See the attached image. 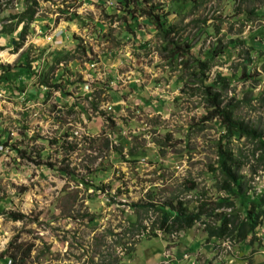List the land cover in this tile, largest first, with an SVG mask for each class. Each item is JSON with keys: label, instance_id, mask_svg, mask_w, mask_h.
Returning a JSON list of instances; mask_svg holds the SVG:
<instances>
[{"label": "rangeland", "instance_id": "374dc122", "mask_svg": "<svg viewBox=\"0 0 264 264\" xmlns=\"http://www.w3.org/2000/svg\"><path fill=\"white\" fill-rule=\"evenodd\" d=\"M36 1L33 20L15 25L9 16L24 1L0 0V24L13 31L0 25V254L16 238L31 246L24 264H264V220L251 243L230 242L208 237L201 220L164 233L158 210L133 205L194 207L224 133L204 119L200 94L181 91L193 79L167 63L152 23L133 11L129 28L123 0ZM172 2L150 0L158 13ZM174 3L171 35L194 55L213 54L206 81L226 77L235 117L264 130V0ZM229 146L241 150L249 189L262 193L252 142L234 135Z\"/></svg>", "mask_w": 264, "mask_h": 264}, {"label": "trees", "instance_id": "16d2710c", "mask_svg": "<svg viewBox=\"0 0 264 264\" xmlns=\"http://www.w3.org/2000/svg\"><path fill=\"white\" fill-rule=\"evenodd\" d=\"M23 1L26 9L23 12L9 16L10 19L15 20V23L12 22V24L18 25L23 21L28 23L33 20L37 1L30 0L29 3L28 0ZM174 2H179V0H174ZM174 2L169 5L167 12L176 10V3ZM123 4L128 11L125 16L126 25L129 28L134 25V21L131 20L133 11H138L141 16H145L152 23L160 38L163 39L160 50L167 63L175 66L180 65L193 79V82L190 79L184 81L181 91L184 92L185 88L189 87L191 88V94H200L207 110L204 119H215L216 123L224 128V133L220 135L217 141L215 166L210 167L212 177H210L209 187L195 199L196 205L194 207L189 209L188 205L184 204L182 200H179L176 205H173L171 200L164 203L148 202L145 204L133 203V205L139 208L154 207L158 210L160 214L157 227L164 233L189 229L201 220L208 237L241 243L245 241L247 236L251 235L249 241L251 243L264 220V191L257 195L252 192V189H249L247 182L244 180V175L239 174L240 167L243 165L241 150L234 152L229 144L234 135L243 136L251 141L254 151H258L255 158L258 162L257 166L261 165L264 168V130H259L257 127L235 117L238 101L233 102L232 98L226 102L224 101L228 79L218 76L212 82L206 81V71L210 69V59H212L213 54L204 52L201 55H194L190 53V49L182 40L173 37L171 34L175 33L176 25L167 23V12H156L157 9L162 8L161 4L157 6L150 4V0H123ZM129 5L133 7L129 8ZM75 17L77 16L73 13L69 14L67 18L73 20ZM0 25L7 33L13 32L12 27L8 28L5 24ZM24 27H22L21 36L25 32ZM214 30L215 27L212 26V31ZM213 52L218 53L219 51L214 49ZM5 69L3 78L6 77ZM262 70L264 78V66ZM258 76L260 77L259 74ZM195 82L197 83L196 86H194ZM39 84L46 86V82ZM4 88L10 90V83H6ZM260 101L264 103V96ZM113 128L114 131L119 132V127ZM5 143L3 141V144ZM19 152L21 156L24 155L22 151ZM28 159L30 160V157ZM31 162L36 165L40 164V160L32 158ZM46 166L51 165L47 164ZM62 171L64 172V169ZM218 192H223L224 196L217 197L215 201H212V196ZM253 195H255L254 198H252ZM5 214L10 220H22L25 217L22 213L9 212ZM30 249L31 246H28L23 250L19 244H16V238H14L0 254V260L2 256L6 255L9 258L6 261L7 264H24ZM18 254H20L19 257H17Z\"/></svg>", "mask_w": 264, "mask_h": 264}, {"label": "bare ground", "instance_id": "6f19581e", "mask_svg": "<svg viewBox=\"0 0 264 264\" xmlns=\"http://www.w3.org/2000/svg\"><path fill=\"white\" fill-rule=\"evenodd\" d=\"M2 58H4L5 60H10L11 58L8 56V55H6V54H2Z\"/></svg>", "mask_w": 264, "mask_h": 264}, {"label": "built area", "instance_id": "2783aa9c", "mask_svg": "<svg viewBox=\"0 0 264 264\" xmlns=\"http://www.w3.org/2000/svg\"><path fill=\"white\" fill-rule=\"evenodd\" d=\"M1 91H2V89L0 88V97H3V95H2V92H1Z\"/></svg>", "mask_w": 264, "mask_h": 264}]
</instances>
